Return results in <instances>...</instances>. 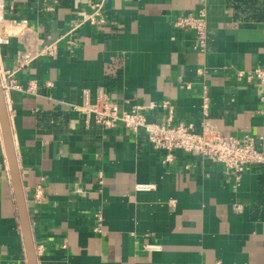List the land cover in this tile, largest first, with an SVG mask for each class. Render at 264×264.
Listing matches in <instances>:
<instances>
[{
    "label": "crops",
    "instance_id": "1",
    "mask_svg": "<svg viewBox=\"0 0 264 264\" xmlns=\"http://www.w3.org/2000/svg\"><path fill=\"white\" fill-rule=\"evenodd\" d=\"M54 1L46 11L44 0H3L0 36V74L37 86L5 98L38 264H264V166L237 184L211 159L176 152L164 163L143 134L87 126L72 109L103 89L121 109L153 105L154 123L169 100L174 124L199 130L207 85L221 133L264 151V85L236 76L264 68V0H108L105 23L82 24L73 45L63 37L98 0ZM200 9L205 52L173 26ZM55 41L56 56H41ZM0 264H28L1 123Z\"/></svg>",
    "mask_w": 264,
    "mask_h": 264
},
{
    "label": "built area",
    "instance_id": "2",
    "mask_svg": "<svg viewBox=\"0 0 264 264\" xmlns=\"http://www.w3.org/2000/svg\"><path fill=\"white\" fill-rule=\"evenodd\" d=\"M108 0H98L93 5V11L87 13L81 10L77 25L63 38L69 45H73L72 33L84 23L93 26L105 23L102 9ZM49 3L46 11L53 10L54 0H44ZM173 26L177 30L189 31L194 33L196 46L195 49L205 52L207 47V21L204 9L197 11V14H183L173 21ZM58 52V41L47 44L40 52L41 56L55 57ZM15 71H5L1 73V86L5 97L12 90H19L29 95H36L37 86L35 82H30L26 88L19 87L13 80ZM199 76H205L204 69H198ZM236 76L247 83L260 82L264 85V68L257 67L251 71H238ZM186 89L190 85L183 83ZM51 87V83H47ZM201 112L202 120L200 129L197 130L193 123L174 124L175 108L171 101L165 100L159 106L163 109L165 119L163 123H154L148 120V113L154 109L153 105H135L121 109L110 95L103 89H98L94 101H91L88 93L84 95L80 105H73L74 112L84 117L85 124L88 126L94 123L104 130L123 128L128 132L139 135L143 134L148 144L155 150L165 154L164 163L173 161L176 152H183L194 156H200L213 160L222 165L225 172L232 180L239 184L244 173L254 166H264V151L257 149V140L251 136L236 137L225 136L213 123L210 115L211 97L209 87L204 85L201 93ZM264 143V135L259 138ZM5 158V156H4ZM152 187L149 185H138L137 191H148ZM37 199L41 198V189L36 191ZM240 207H237L239 209ZM99 219V214L96 215ZM99 231L100 228H96ZM150 251L157 250V246H146Z\"/></svg>",
    "mask_w": 264,
    "mask_h": 264
},
{
    "label": "water",
    "instance_id": "3",
    "mask_svg": "<svg viewBox=\"0 0 264 264\" xmlns=\"http://www.w3.org/2000/svg\"><path fill=\"white\" fill-rule=\"evenodd\" d=\"M3 9H4V3L3 0H0V36L3 35V20H4ZM0 123L3 133L6 157H7L9 171L13 185V192L17 207V213H18L21 231L23 235V241L25 245L27 262L28 264H38L34 240L31 232L28 209L26 205L25 195H24L19 167L17 163V157H16L13 139L10 130L6 98L1 86V74H0Z\"/></svg>",
    "mask_w": 264,
    "mask_h": 264
},
{
    "label": "trees",
    "instance_id": "4",
    "mask_svg": "<svg viewBox=\"0 0 264 264\" xmlns=\"http://www.w3.org/2000/svg\"><path fill=\"white\" fill-rule=\"evenodd\" d=\"M263 178H261V181H262Z\"/></svg>",
    "mask_w": 264,
    "mask_h": 264
}]
</instances>
